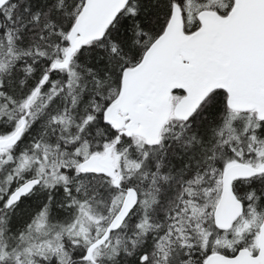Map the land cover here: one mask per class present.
Here are the masks:
<instances>
[{
    "label": "snow or ice",
    "instance_id": "1",
    "mask_svg": "<svg viewBox=\"0 0 264 264\" xmlns=\"http://www.w3.org/2000/svg\"><path fill=\"white\" fill-rule=\"evenodd\" d=\"M0 264H264V0H0Z\"/></svg>",
    "mask_w": 264,
    "mask_h": 264
}]
</instances>
